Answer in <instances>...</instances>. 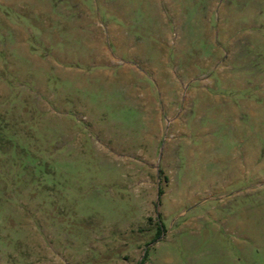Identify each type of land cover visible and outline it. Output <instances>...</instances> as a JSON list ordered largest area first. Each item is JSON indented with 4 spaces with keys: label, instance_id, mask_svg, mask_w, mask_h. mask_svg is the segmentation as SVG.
<instances>
[{
    "label": "rangeland",
    "instance_id": "374dc122",
    "mask_svg": "<svg viewBox=\"0 0 264 264\" xmlns=\"http://www.w3.org/2000/svg\"><path fill=\"white\" fill-rule=\"evenodd\" d=\"M0 264H264V0H0Z\"/></svg>",
    "mask_w": 264,
    "mask_h": 264
}]
</instances>
